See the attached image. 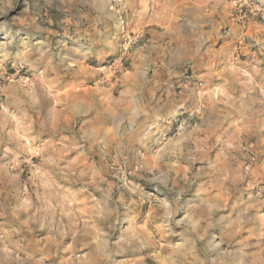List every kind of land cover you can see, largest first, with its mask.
<instances>
[{"label": "clouds", "instance_id": "9594fccd", "mask_svg": "<svg viewBox=\"0 0 264 264\" xmlns=\"http://www.w3.org/2000/svg\"><path fill=\"white\" fill-rule=\"evenodd\" d=\"M0 264H264V0H0Z\"/></svg>", "mask_w": 264, "mask_h": 264}]
</instances>
